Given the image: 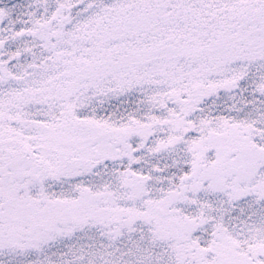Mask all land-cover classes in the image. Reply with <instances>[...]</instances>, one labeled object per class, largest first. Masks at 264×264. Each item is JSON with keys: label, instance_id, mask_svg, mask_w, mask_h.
<instances>
[{"label": "snow or ice", "instance_id": "6c2138e0", "mask_svg": "<svg viewBox=\"0 0 264 264\" xmlns=\"http://www.w3.org/2000/svg\"><path fill=\"white\" fill-rule=\"evenodd\" d=\"M0 264H264V0H0Z\"/></svg>", "mask_w": 264, "mask_h": 264}]
</instances>
